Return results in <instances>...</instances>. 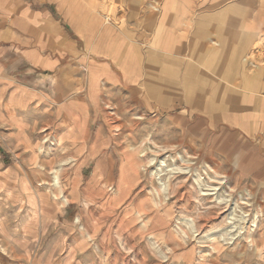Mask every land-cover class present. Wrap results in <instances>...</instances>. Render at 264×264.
<instances>
[{"label":"crops","instance_id":"1","mask_svg":"<svg viewBox=\"0 0 264 264\" xmlns=\"http://www.w3.org/2000/svg\"><path fill=\"white\" fill-rule=\"evenodd\" d=\"M113 1L123 14L109 20V0H0V152L16 156L0 162V178L76 170L50 221L69 225L64 247L86 264L97 252L76 231L83 187L102 184L100 170L125 143L116 138L140 125L145 136L188 122L193 137H240L264 170L263 65L248 58L264 0ZM30 217V230L15 231L17 247L37 240L38 214Z\"/></svg>","mask_w":264,"mask_h":264},{"label":"rangeland","instance_id":"2","mask_svg":"<svg viewBox=\"0 0 264 264\" xmlns=\"http://www.w3.org/2000/svg\"><path fill=\"white\" fill-rule=\"evenodd\" d=\"M109 1L102 11L121 17ZM263 37L264 29L248 58L264 75ZM178 124L149 136L140 125L135 137L116 138L125 143L115 145L113 167L100 170L102 184L81 189L75 226L97 252L89 264H264V170L256 148L234 135L193 137L188 122ZM15 158L0 152L2 167ZM74 171L31 167L19 169L22 183L0 178V264H86L64 247L69 225L50 221L76 187ZM31 214H38L37 240L17 247L15 231L30 230Z\"/></svg>","mask_w":264,"mask_h":264},{"label":"bare ground","instance_id":"3","mask_svg":"<svg viewBox=\"0 0 264 264\" xmlns=\"http://www.w3.org/2000/svg\"><path fill=\"white\" fill-rule=\"evenodd\" d=\"M263 38H264V37H263ZM262 50H263V49H262ZM261 56H262V55H261ZM179 158H180L181 160H183V158H182L181 155L179 156ZM152 161H153V160L151 159V161L149 160L148 162L151 163ZM190 162H191V161H190ZM159 165H160V164H159ZM161 165H162V164H161ZM161 165H160V166H161ZM157 174H158V173H157ZM56 182H57V181H56ZM165 188H166V187H165ZM165 188H164V189H165ZM254 221H255V220H253V222H254ZM254 224H255V223H254Z\"/></svg>","mask_w":264,"mask_h":264},{"label":"built area","instance_id":"4","mask_svg":"<svg viewBox=\"0 0 264 264\" xmlns=\"http://www.w3.org/2000/svg\"><path fill=\"white\" fill-rule=\"evenodd\" d=\"M107 19H109V20H110V17H109V16H107Z\"/></svg>","mask_w":264,"mask_h":264}]
</instances>
